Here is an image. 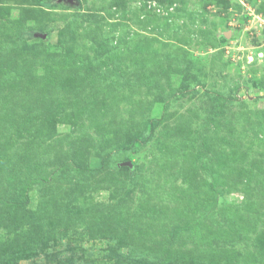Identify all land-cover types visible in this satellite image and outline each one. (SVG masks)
Returning a JSON list of instances; mask_svg holds the SVG:
<instances>
[{
    "label": "rangeland",
    "instance_id": "374dc122",
    "mask_svg": "<svg viewBox=\"0 0 264 264\" xmlns=\"http://www.w3.org/2000/svg\"><path fill=\"white\" fill-rule=\"evenodd\" d=\"M0 264H264V0H0Z\"/></svg>",
    "mask_w": 264,
    "mask_h": 264
},
{
    "label": "water",
    "instance_id": "95a60500",
    "mask_svg": "<svg viewBox=\"0 0 264 264\" xmlns=\"http://www.w3.org/2000/svg\"><path fill=\"white\" fill-rule=\"evenodd\" d=\"M69 1H72V0H69Z\"/></svg>",
    "mask_w": 264,
    "mask_h": 264
}]
</instances>
